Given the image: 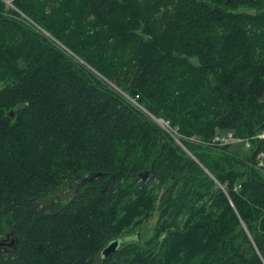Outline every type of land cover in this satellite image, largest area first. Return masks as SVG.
I'll return each instance as SVG.
<instances>
[{
    "label": "trees",
    "instance_id": "obj_1",
    "mask_svg": "<svg viewBox=\"0 0 264 264\" xmlns=\"http://www.w3.org/2000/svg\"><path fill=\"white\" fill-rule=\"evenodd\" d=\"M263 128L264 0H0V264H264Z\"/></svg>",
    "mask_w": 264,
    "mask_h": 264
},
{
    "label": "built area",
    "instance_id": "obj_2",
    "mask_svg": "<svg viewBox=\"0 0 264 264\" xmlns=\"http://www.w3.org/2000/svg\"><path fill=\"white\" fill-rule=\"evenodd\" d=\"M126 96V98L131 101L133 104L139 106V104L135 101L134 98H131L129 96H127L126 94H124ZM152 118L155 120V122L162 127L165 131H167L168 133L172 134L174 136V138L177 140V136H175L176 132L170 128L168 122H166L165 120H163L162 118H156L153 117ZM166 127H165V125ZM256 139L259 140H263L264 141V128L257 134H255L253 136ZM190 141H196L193 138H189ZM178 141V140H177ZM198 141V140H197ZM237 141L236 138L233 137V134L231 132H226V133H216L210 141H205L204 144L207 143H217L219 145H224L226 143L229 142H235ZM198 142H202V141H198ZM248 146L250 145L249 143H247ZM254 166L263 171L264 172V149H262L257 155H256V159L254 160Z\"/></svg>",
    "mask_w": 264,
    "mask_h": 264
},
{
    "label": "water",
    "instance_id": "obj_3",
    "mask_svg": "<svg viewBox=\"0 0 264 264\" xmlns=\"http://www.w3.org/2000/svg\"><path fill=\"white\" fill-rule=\"evenodd\" d=\"M152 166H153V164H152ZM97 175V174H96ZM148 175H149V172H144V174H142V178L143 179H146L147 177H148ZM89 177V176H88ZM90 179V178H89ZM9 238V235H7L6 236V239H8ZM5 239V240H6ZM13 243H14V239H12L9 243H8V246H13ZM119 241L118 240H112V242H110L108 245H106L103 249H102V251H101V254H102V256H107L110 252H112V251H115L119 246ZM3 243L2 242H0V245H2Z\"/></svg>",
    "mask_w": 264,
    "mask_h": 264
},
{
    "label": "flooded vegetation",
    "instance_id": "obj_4",
    "mask_svg": "<svg viewBox=\"0 0 264 264\" xmlns=\"http://www.w3.org/2000/svg\"><path fill=\"white\" fill-rule=\"evenodd\" d=\"M82 185V183H78L77 182V185L74 183V184H67L66 186H64L61 190H60V193H66L68 191H71L70 192V195L71 196H74V194L76 193V191L79 189V187ZM69 197V196H68ZM67 197V198H68ZM69 199V198H68ZM112 240H118L119 241V245L118 246H121L122 245V233L121 234H118L117 236H115L114 238H112ZM112 240H110L106 245H108L110 242H112ZM105 245V246H106ZM104 246V247H105ZM114 252V251H112ZM110 252V253H112ZM109 253V254H110ZM108 254V255H109Z\"/></svg>",
    "mask_w": 264,
    "mask_h": 264
},
{
    "label": "rangeland",
    "instance_id": "obj_5",
    "mask_svg": "<svg viewBox=\"0 0 264 264\" xmlns=\"http://www.w3.org/2000/svg\"><path fill=\"white\" fill-rule=\"evenodd\" d=\"M140 107V106H139ZM165 125V124H164ZM165 127H166V125H165ZM235 148H237V149H240L241 151H246L245 149H243L242 147H240V146H238V145H236V146H234ZM70 192L71 191H68V192H66V193H60V195H61V197L62 198H67L68 196H69V194H70ZM154 223V219H151L149 222H147V223H145V225L144 226H142V231L146 234V235H148L149 233H150V231H151V228H150V226L152 225ZM145 226L147 227V229H145ZM139 228H141V227H137L136 229H130V230H128L127 232H124L123 234H122V236H127L129 233V235H131L132 234V232L134 233V232H136V231H138L137 229H139Z\"/></svg>",
    "mask_w": 264,
    "mask_h": 264
},
{
    "label": "bare ground",
    "instance_id": "obj_6",
    "mask_svg": "<svg viewBox=\"0 0 264 264\" xmlns=\"http://www.w3.org/2000/svg\"><path fill=\"white\" fill-rule=\"evenodd\" d=\"M256 132V131H255ZM257 133V132H256ZM254 134V133H253ZM252 138V137H251ZM252 140V139H251ZM251 140H250V142H251ZM257 140V139H256ZM254 156V155H253ZM255 160V159H254ZM254 167V166H253ZM257 169V168H256Z\"/></svg>",
    "mask_w": 264,
    "mask_h": 264
}]
</instances>
